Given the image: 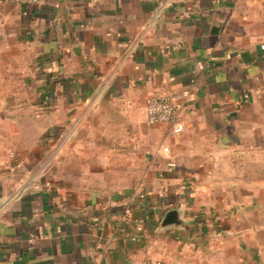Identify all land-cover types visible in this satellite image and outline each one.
Returning <instances> with one entry per match:
<instances>
[{"label":"crops","instance_id":"obj_1","mask_svg":"<svg viewBox=\"0 0 264 264\" xmlns=\"http://www.w3.org/2000/svg\"><path fill=\"white\" fill-rule=\"evenodd\" d=\"M0 112V264H264V0H0Z\"/></svg>","mask_w":264,"mask_h":264},{"label":"rangeland","instance_id":"obj_2","mask_svg":"<svg viewBox=\"0 0 264 264\" xmlns=\"http://www.w3.org/2000/svg\"><path fill=\"white\" fill-rule=\"evenodd\" d=\"M1 99L4 98L2 97ZM6 116L7 118L5 119L9 121L13 114L0 112V121ZM241 166L244 168L242 177L239 180L231 181V184L237 189L250 188L252 190V205L248 210L243 208V216L241 215L242 217L238 223L241 227H249L251 230V244H258V240H260L261 248H264V162H242ZM230 199L235 204L240 202L241 195L232 192ZM231 211L235 214L237 213L234 209H231ZM253 234H256V241Z\"/></svg>","mask_w":264,"mask_h":264},{"label":"built area","instance_id":"obj_3","mask_svg":"<svg viewBox=\"0 0 264 264\" xmlns=\"http://www.w3.org/2000/svg\"><path fill=\"white\" fill-rule=\"evenodd\" d=\"M12 5L36 6L40 0H4ZM182 109L177 105L171 96L151 95L145 99V117L149 125L166 124L172 133L177 134L183 130L181 123ZM167 149L164 148V151ZM152 264H166L163 261H156Z\"/></svg>","mask_w":264,"mask_h":264},{"label":"water","instance_id":"obj_4","mask_svg":"<svg viewBox=\"0 0 264 264\" xmlns=\"http://www.w3.org/2000/svg\"><path fill=\"white\" fill-rule=\"evenodd\" d=\"M171 227L183 228V229L188 227V223L181 219V214L179 210H171L167 212L161 221L160 224L161 230H166Z\"/></svg>","mask_w":264,"mask_h":264}]
</instances>
